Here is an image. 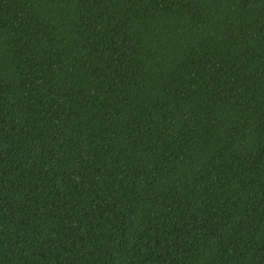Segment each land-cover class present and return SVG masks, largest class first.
Masks as SVG:
<instances>
[{"label":"trees","instance_id":"1","mask_svg":"<svg viewBox=\"0 0 264 264\" xmlns=\"http://www.w3.org/2000/svg\"><path fill=\"white\" fill-rule=\"evenodd\" d=\"M0 264H264V0H0Z\"/></svg>","mask_w":264,"mask_h":264}]
</instances>
